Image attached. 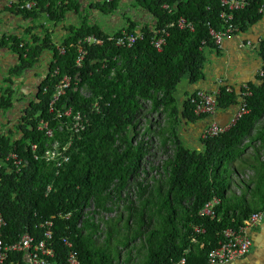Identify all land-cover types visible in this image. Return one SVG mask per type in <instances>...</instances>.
Instances as JSON below:
<instances>
[{"label":"trees","instance_id":"16d2710c","mask_svg":"<svg viewBox=\"0 0 264 264\" xmlns=\"http://www.w3.org/2000/svg\"><path fill=\"white\" fill-rule=\"evenodd\" d=\"M220 1L137 0L152 21L139 29L142 39L130 48L117 47L107 40L109 34L85 20L79 27H70L60 44L53 43L42 23L40 34L29 39L9 37L10 43H0L18 56V65L9 73L8 86L0 95V110L12 107V78L30 70L44 52H50L54 61L21 118L18 137L0 135V213L5 221V244L18 241L27 232L40 240V225L51 221L58 254L54 264H65L68 250L63 238L72 243L79 264H175L183 257L186 264H206L207 253L217 245L223 230L237 228L252 213L264 211V39L258 46L262 75L240 90L248 93L243 96L247 112L229 130L208 139L200 137V150L187 148L178 134L184 123L206 119L194 115L189 95L180 111L175 94L183 80L200 81L206 52L219 50L210 30L225 29ZM15 2L13 12L37 20L38 10L48 14L54 24L63 19L64 8L72 5L71 0ZM27 2L34 3V11L18 8ZM263 3L247 0L242 10L233 13L232 24L245 33L260 20L258 10ZM181 18L192 29L179 28ZM126 22L127 27L114 36L137 32L132 21ZM170 24L165 44L157 51L151 43L153 29ZM90 35L102 38L103 44L86 47L82 66L76 67L78 42ZM58 45L64 48L63 54L56 50ZM55 67L58 76L51 77ZM64 75L71 76L72 86L55 109L72 106L86 114L89 122L73 142L68 162L56 169L34 160L31 146L37 145V153L55 139L65 138L59 132L57 115L49 111L53 86ZM43 87L46 94H42ZM81 90L88 96L81 95ZM240 97L220 86L217 107L237 106ZM95 101L99 112L91 110ZM156 113L166 117V125L157 130L166 158L151 169L156 174L148 176L142 163L149 154L146 140L151 142V125L140 131V119ZM41 120L49 122L52 138L38 129ZM13 152L22 160L19 170L6 160ZM238 170L251 176L242 183L239 194H234L231 176ZM130 186L135 189L134 201L121 197ZM215 199L213 218L201 215L205 205ZM119 202H125L123 213L106 220L101 217L111 214ZM10 258L8 264H13L21 254Z\"/></svg>","mask_w":264,"mask_h":264},{"label":"crops","instance_id":"0c3cea01","mask_svg":"<svg viewBox=\"0 0 264 264\" xmlns=\"http://www.w3.org/2000/svg\"><path fill=\"white\" fill-rule=\"evenodd\" d=\"M71 1L72 3H69V5L72 4L71 8H64L63 19L54 24L49 23L50 20L43 13H40L39 19L36 21V18H25L13 12L10 8V0H0V43L3 40L10 43L9 40L7 41L9 37L20 39L28 37L29 39L31 35L40 34L42 32L41 23L44 24V29L50 32L53 43L57 44H60L59 42L64 39L70 27H79L83 20L90 25L98 26L107 34L121 31L127 23L124 21V12L118 8V5L114 10L115 14H112L114 7H108V10L105 11L101 10V3L107 0ZM114 1L111 0L115 3ZM260 14V20L245 33H240L230 40H224L222 49L218 51L210 49L206 52L207 59L204 65L203 78L195 84H191L187 79L183 80L176 90L175 99L180 111H182L188 95L199 90L212 92L220 86V80H224L226 84L232 86L236 93H239L244 85L247 87L248 83L256 82L262 68V61L258 56V46L260 41L264 39V3ZM139 15L141 16L139 20L146 18L145 12ZM140 25L135 30L139 31L141 27H144V23ZM245 41H250L255 47H241L240 44ZM51 61V53L44 52L40 60L34 63L30 70L25 71L19 77L12 78V107L8 110H0V135L10 134L12 137H18L17 127L23 123L21 118L25 116V111L30 102L34 101L39 84L49 72ZM17 65L18 56L15 52L9 46H0V95L8 86L5 81L9 77V73ZM237 109L238 105L224 110L218 109L212 118L202 119L193 124L185 125L184 123L183 127L186 130L188 140L200 150L202 148L199 142L200 134L208 123L212 120L219 125H225ZM249 233L252 240L249 252L243 258L227 264H264V219Z\"/></svg>","mask_w":264,"mask_h":264},{"label":"built area","instance_id":"2783aa9c","mask_svg":"<svg viewBox=\"0 0 264 264\" xmlns=\"http://www.w3.org/2000/svg\"><path fill=\"white\" fill-rule=\"evenodd\" d=\"M14 0L10 1V7L15 4ZM247 5V0H221L220 7L222 9L220 18L225 25V29L221 31L210 30V35L213 36L215 44L218 48H222L224 40H230L234 36L241 32L232 24L233 13L242 10ZM34 3L27 2L19 5V9H27L34 11ZM165 8L168 9L167 6ZM259 13L262 11V7L259 8ZM173 26L170 24L165 28L153 29L154 37L152 38V45L157 51H161L162 46L165 44V38L167 37V28ZM179 28H184L191 25H187L185 20L181 18L177 22ZM139 39H142L140 31L134 34L122 32L119 36L110 35L108 41H113L117 47L130 48ZM103 39L98 36L90 35L81 39L77 46L76 67H81L85 56L87 55L86 47L92 45H102ZM20 44L19 47H22ZM241 47L254 48L250 41H245L240 44ZM59 54L64 53V48L60 45L56 47ZM51 62H54L53 60ZM51 77L58 76V69L55 67L52 71ZM259 75H262V71H259ZM220 86H224L227 92H232L234 89L229 84H226L224 80L219 81ZM72 79L70 75H64L54 84V93L52 100L49 103V111L54 112L57 115V119L61 122L59 132L65 135L63 140L55 139L50 145H46V148L37 152L36 156L33 152L37 151V145H32V156L34 160H42L47 164H52L56 169H61L64 164L69 160V150L76 138L84 131L85 126L89 122L88 116L81 113V111H75L71 106H63L61 109H55L61 96H63L67 89L71 88ZM220 86L212 92L196 91L189 95V103L192 105L193 113L196 116H205L206 118H212L217 112V96L219 94ZM243 88L247 89L246 85ZM81 95L87 97L88 95ZM48 92L47 88H42V94ZM242 97L239 98L238 110L230 118L225 125H219L214 121H210L208 125L202 130L200 137L202 139H208L215 137L227 130H229L243 114L247 112L244 95L248 93H241ZM92 112H99V106L97 101L91 106ZM38 129L45 132L48 138L53 137V130L49 127V122L41 120L38 125ZM36 150V151H35ZM7 161L12 162L17 170L22 167V160L17 153H11L7 158ZM216 203V199L213 202L208 203L201 210L200 214L210 216L213 218V212L211 210L213 204ZM264 219V211L254 212L248 218L244 219L237 228H227L222 231L221 237L217 245L209 250L206 257V264H227L231 261L239 260L243 258L250 250L252 246V240L250 239V231L255 228ZM51 221H46L40 227L43 229L42 237L40 240H35L34 236L30 233H24L18 241L12 244H5L2 240V229L5 226V221L0 213V264H8L11 260V255L21 254V258L15 261L13 264H54L55 259L58 257L57 250L52 242ZM63 246L68 250L67 255L64 256L65 264H79L75 252L72 250V243L63 238ZM175 264H186L185 257L181 258Z\"/></svg>","mask_w":264,"mask_h":264},{"label":"rangeland","instance_id":"374dc122","mask_svg":"<svg viewBox=\"0 0 264 264\" xmlns=\"http://www.w3.org/2000/svg\"><path fill=\"white\" fill-rule=\"evenodd\" d=\"M108 1L109 3H105V2L101 3V8H102L101 10L105 11V10H108V7H114L112 14H115L116 12L114 10L115 8H117V5H118V8H121V10L124 12L123 13L125 17V18L123 17L124 21H128V20L132 21L136 25L135 28L141 26L140 25L141 23H144V25L151 24L152 17L146 11H144L145 9L142 7L143 4L142 6L138 5V3L136 2L137 0H132V1L124 0V2H122V0H115L114 1L115 3L111 2V0H108ZM139 3H142V2L139 1ZM104 5H106L107 7H105ZM142 12H145L146 14L145 16L146 18L142 19L143 22L142 20H139L141 18L139 14H141ZM126 27L127 25L124 26V28ZM82 93L85 94V91H82ZM147 109L148 107L146 108V110ZM146 113L147 112H144V114ZM165 119L166 117L164 116L163 113L148 114L145 116V118L140 119V131H143L144 128L151 125V133L150 135H148L151 138V142L146 140V142L149 143V146H150L149 154L143 160V163H142V169H144V171L148 173V176H154L156 172L151 169L152 168L155 169L159 167L166 158L164 154V150L161 148V145H160V138H161L160 133H157L158 129L163 128L166 125ZM178 134L187 148L191 150H199L196 146H194L188 140V137L186 136L187 134L186 130L184 129L183 126L179 127ZM33 153L36 156V152H33ZM237 165L238 164L236 163V167ZM250 176H251V173L248 171L241 172L240 170H238L237 174L233 173L231 176V184H230L232 193L239 194L240 190L242 189L241 187L242 183L248 182ZM142 178H144L143 174L140 175V179ZM125 196H128L132 201L135 200V189L133 186H130L121 194V197L123 199L125 198ZM124 205H125V202H119L118 205L115 208H113V212L111 214H102L101 217H103L105 220L108 218H115L116 215L124 212V208H123ZM103 237L104 236L101 235L99 242H102ZM123 256H124V253H122V257Z\"/></svg>","mask_w":264,"mask_h":264},{"label":"clouds","instance_id":"9594fccd","mask_svg":"<svg viewBox=\"0 0 264 264\" xmlns=\"http://www.w3.org/2000/svg\"><path fill=\"white\" fill-rule=\"evenodd\" d=\"M15 1V0H14ZM107 2H109L108 0L107 1H105V3H107ZM66 3V2H65ZM16 4V3H15ZM15 4H13V5H15ZM13 5L10 7L12 10H13ZM19 8V7H18ZM104 11V10H103ZM36 12L37 13H39V15H40V13H42V12H39L38 10H36ZM44 15H47L48 16V14H45V13H43ZM45 23V22H44ZM49 23H53V22H49ZM43 24V23H42ZM46 24V23H45ZM44 25V24H43ZM110 35H114V34H109V36Z\"/></svg>","mask_w":264,"mask_h":264},{"label":"bare ground","instance_id":"6f19581e","mask_svg":"<svg viewBox=\"0 0 264 264\" xmlns=\"http://www.w3.org/2000/svg\"><path fill=\"white\" fill-rule=\"evenodd\" d=\"M238 110V109H237Z\"/></svg>","mask_w":264,"mask_h":264}]
</instances>
